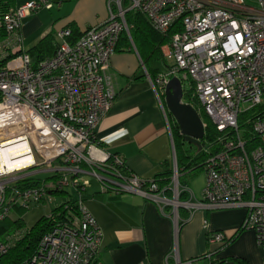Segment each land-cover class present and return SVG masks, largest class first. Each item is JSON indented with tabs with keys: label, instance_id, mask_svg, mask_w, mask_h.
I'll return each instance as SVG.
<instances>
[{
	"label": "built area",
	"instance_id": "obj_1",
	"mask_svg": "<svg viewBox=\"0 0 264 264\" xmlns=\"http://www.w3.org/2000/svg\"><path fill=\"white\" fill-rule=\"evenodd\" d=\"M255 5L245 0H110L103 23L84 31L75 43L68 41L70 29L59 31L55 55L37 64L21 30L28 17L51 10L53 2L30 0L0 15L6 35L0 40V221L13 210L50 205L62 192H71L79 208L74 214L66 204L63 222L50 212L54 227L22 264H101L102 231L84 207L90 177L104 189L115 182L118 192L138 194L163 209L172 206L174 214L180 208L243 209L242 228L255 231L264 250V0ZM129 11L146 16L162 35L176 31L162 49L167 71L153 82L169 132L164 98L175 77L183 88H193L197 112L203 111L215 130L213 141L202 147L208 156L206 187L195 204L180 200L184 192L191 199L194 195L188 187L181 190L175 158L171 186L160 188L155 181L125 173L123 158L110 154L96 138L116 100L109 71L122 34L131 39L125 18ZM22 144L29 150L16 157L11 150ZM4 152L11 153L10 161L31 157L34 162L10 171L1 160ZM46 165L51 179L18 187L34 175L27 171ZM167 189L173 198L166 196ZM23 235L15 231L2 237L0 259ZM225 241L223 233L211 235L212 243ZM176 264L182 263L176 259Z\"/></svg>",
	"mask_w": 264,
	"mask_h": 264
},
{
	"label": "crops",
	"instance_id": "obj_2",
	"mask_svg": "<svg viewBox=\"0 0 264 264\" xmlns=\"http://www.w3.org/2000/svg\"><path fill=\"white\" fill-rule=\"evenodd\" d=\"M27 1L30 0H15L14 6ZM51 1L54 4L51 10L34 13L23 23L21 34L28 50L47 36H53L58 45L59 31L75 29L83 33L108 18L109 0ZM154 68L163 72L158 63ZM109 74L117 96L97 127L96 138L110 154L123 158L128 173L147 181H161L162 174L172 171L177 154L153 85L155 78L148 75L133 44L131 50H120L112 56ZM179 156L185 163L184 154L181 152ZM42 172L47 171H38ZM197 176L195 172L180 175L181 190L188 187L194 195L191 199L182 193L186 196L183 201L195 204L202 199L204 189L195 191L192 187ZM108 178L118 181L111 176ZM89 180L84 207L102 231L101 264H176V259L182 264L188 261L193 264H264V250L258 244L255 231L241 230L246 217L243 209L180 208L174 214L172 206L163 209L138 194L118 192L115 182L104 189L97 179L90 177ZM117 183H121L120 180ZM170 186L171 183L163 187ZM166 191V196L173 198V193ZM67 198L61 195L55 200L62 201L60 206ZM32 209L41 219L54 208L44 204ZM214 233H223L226 241L210 242Z\"/></svg>",
	"mask_w": 264,
	"mask_h": 264
},
{
	"label": "trees",
	"instance_id": "obj_3",
	"mask_svg": "<svg viewBox=\"0 0 264 264\" xmlns=\"http://www.w3.org/2000/svg\"><path fill=\"white\" fill-rule=\"evenodd\" d=\"M14 1L15 0H0V15L8 12L12 7H15ZM123 6L127 8L128 2L125 1ZM125 18L130 29L131 39L126 33L122 34L116 52L120 50H131L133 44V46L136 48L137 52L140 55V58L148 72V75L153 79L160 73L159 68H154L155 64L163 63L167 66L166 62L164 61L161 48L169 43L172 34H174L176 31L171 30V32L167 35H162L158 33L152 28L147 17L139 12L129 11L126 13ZM82 35L83 33H79L77 30L71 29V36L68 41L70 43H75ZM5 37V32L0 29V40L4 39ZM57 49L58 45L54 43V37L47 36L46 38L42 39L34 48L28 50V53L37 64L47 58H51L52 56H54ZM192 94L193 88H191L190 91H185L184 99H186L187 103L191 104L197 111H199V104L197 103L196 99L192 97ZM200 113L202 116L205 115L203 111H201ZM205 117L207 118L206 115ZM205 123H207V128L205 130V138L202 142V147H204L205 145L209 146L210 142L213 141V139L216 137L215 130H212L211 128V122L207 119V122L205 121ZM174 131L176 136L175 143L177 149V166L180 175L191 174L194 172L198 173L200 170H204V161L208 157L207 154L202 150V148L201 150H199V148L196 147L197 151H199L198 155H195V157L190 155L189 150L185 148L187 143L185 142L184 137L180 135L179 127L178 125H176V123L174 126ZM207 142L208 144H206ZM99 145L102 146L100 143ZM213 151L215 150L213 149ZM181 152L184 154L186 162H189L190 160L191 162L187 164L186 162L182 163L181 157L179 156V153L181 154ZM124 172L128 173L126 169H124ZM171 176L172 171L165 172L161 176L164 177V179L161 181L156 180V183L159 187L161 186L160 188H165L163 186L167 187L171 183ZM51 178L52 176L45 180H49ZM42 181L44 180L32 176L20 181L18 183V187L22 189L35 187ZM166 192H168L169 194L171 193L169 189H167ZM61 195L67 196V201L51 211L54 218H56V220L59 222H63L67 219V213L66 210H64V206L66 204L70 205V208L74 214H79L78 205L75 201H73V194L71 192H62L56 196ZM185 199V194H182L180 200L183 201ZM48 216L49 215L42 217L32 228H27L24 220L21 218L15 220L13 222V232L23 231L24 235L11 248V250L0 259V264H22L30 257H32L41 239L54 227L53 220ZM241 230L244 229L241 228ZM5 232L6 228H4L0 224V235L4 234ZM212 264L216 263L213 262Z\"/></svg>",
	"mask_w": 264,
	"mask_h": 264
},
{
	"label": "water",
	"instance_id": "obj_4",
	"mask_svg": "<svg viewBox=\"0 0 264 264\" xmlns=\"http://www.w3.org/2000/svg\"><path fill=\"white\" fill-rule=\"evenodd\" d=\"M184 94L181 81L177 77L172 78L166 87L165 106L178 125L185 142L201 150L206 132L204 123L197 110L184 102Z\"/></svg>",
	"mask_w": 264,
	"mask_h": 264
},
{
	"label": "rangeland",
	"instance_id": "obj_5",
	"mask_svg": "<svg viewBox=\"0 0 264 264\" xmlns=\"http://www.w3.org/2000/svg\"><path fill=\"white\" fill-rule=\"evenodd\" d=\"M245 1H246V4L247 5L256 7L255 0H245ZM158 64H159V66L162 67L163 72H166L167 71V69L165 68V65L163 63H158ZM154 78L156 79L157 76L154 77ZM184 90L185 91H190L189 84H185L184 85ZM184 102L187 103L186 99H184ZM200 115H201V113H200ZM201 118H202V121L204 123H205V121L207 122V119L208 118H206L205 115L204 116L201 115ZM208 121H210V120L208 119ZM168 123H169V126H170L171 135H172V138H173V141H174V148H175V151L177 153L176 143H175L176 136H175V131H174V126H175V123L176 122H175V120L173 119V117L169 113H168ZM205 124H207V123H205ZM211 128L213 130V126H211ZM191 146H194V145L187 144L186 145V148H187V150H189V152H190L189 154L195 157V155H198V152L199 151H197L196 146H194V147H191ZM175 160H176V163H177V156H176ZM189 162H191V160ZM189 162H187V163H189ZM47 167H49V166L46 165V166H40L38 168L30 169L29 171H27V174H34L33 177H36V178L45 180V179L51 177L52 176V173L51 172L38 173V171L44 170ZM197 174H198V176L195 178V181L192 184V187H193V189L195 191L196 190H203L206 187V184H205V182H206V173H205V171L204 170H200ZM61 203H62V201L55 200L53 203H51L48 206H51L53 208H56ZM48 211H49L48 209H47V211L45 210V212H48ZM40 212H42V211H40ZM38 216H39L38 212L35 211V210H33V209L22 210V211H20V210H13L11 212L9 218H7L6 220L0 221V224L4 228H6V232L4 234L0 235V240L2 239V237H5V235L13 233V231H14L13 230L14 229L13 222L15 220H17L19 218L25 219L26 222H27V225L31 226L30 228H32L39 221L40 217H38Z\"/></svg>",
	"mask_w": 264,
	"mask_h": 264
},
{
	"label": "bare ground",
	"instance_id": "obj_6",
	"mask_svg": "<svg viewBox=\"0 0 264 264\" xmlns=\"http://www.w3.org/2000/svg\"><path fill=\"white\" fill-rule=\"evenodd\" d=\"M28 150H29V146L27 144H22L20 147L13 148L11 150V153L14 154L16 157H19L27 153ZM11 153L8 154L7 152H4L1 154L2 162L8 167L10 171L21 170L23 168L31 166L34 162V159L31 157L10 161L8 155H10Z\"/></svg>",
	"mask_w": 264,
	"mask_h": 264
},
{
	"label": "flooded vegetation",
	"instance_id": "obj_7",
	"mask_svg": "<svg viewBox=\"0 0 264 264\" xmlns=\"http://www.w3.org/2000/svg\"><path fill=\"white\" fill-rule=\"evenodd\" d=\"M203 142V141H202Z\"/></svg>",
	"mask_w": 264,
	"mask_h": 264
}]
</instances>
